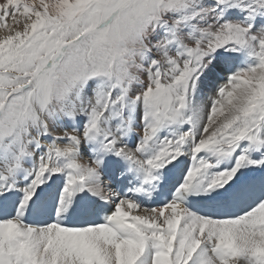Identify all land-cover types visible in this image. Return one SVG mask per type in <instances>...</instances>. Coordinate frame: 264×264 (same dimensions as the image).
Listing matches in <instances>:
<instances>
[{
  "label": "snow or ice",
  "instance_id": "6c2138e0",
  "mask_svg": "<svg viewBox=\"0 0 264 264\" xmlns=\"http://www.w3.org/2000/svg\"><path fill=\"white\" fill-rule=\"evenodd\" d=\"M0 264H264V0H0Z\"/></svg>",
  "mask_w": 264,
  "mask_h": 264
}]
</instances>
